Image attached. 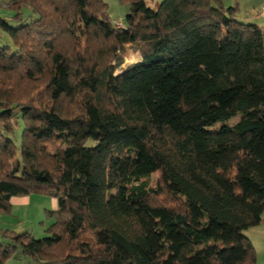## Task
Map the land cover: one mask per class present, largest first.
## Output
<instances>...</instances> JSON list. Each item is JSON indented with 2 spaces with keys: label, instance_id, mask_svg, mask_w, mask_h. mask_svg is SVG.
<instances>
[{
  "label": "trees",
  "instance_id": "obj_1",
  "mask_svg": "<svg viewBox=\"0 0 264 264\" xmlns=\"http://www.w3.org/2000/svg\"><path fill=\"white\" fill-rule=\"evenodd\" d=\"M120 2L123 28L102 0L0 2V216L58 203L47 237L0 227V264H256L264 26L239 0Z\"/></svg>",
  "mask_w": 264,
  "mask_h": 264
},
{
  "label": "rangeland",
  "instance_id": "obj_2",
  "mask_svg": "<svg viewBox=\"0 0 264 264\" xmlns=\"http://www.w3.org/2000/svg\"><path fill=\"white\" fill-rule=\"evenodd\" d=\"M2 0H0L1 2ZM13 13L10 10H4L0 8V17L8 19ZM120 23V22H119ZM123 26L124 24L121 23ZM137 60L136 56L131 55L127 64L135 62ZM240 120V116L233 118L228 122L230 125L236 124ZM22 130H18L16 133L17 140H20ZM157 179V175H154L150 182L151 184ZM31 201V206L29 208H16L12 210L10 214L0 216V226L5 229L15 230L19 233H31L35 238L41 239L47 237L44 231L46 226L51 219L48 213L55 210V205L57 200L45 195V194H33L28 196ZM54 221V220H52ZM245 235L250 239L256 250V264H264V223L261 226L251 228L245 232ZM14 259L9 261L8 264H13ZM30 259H22L19 264H29ZM31 264H35L32 262Z\"/></svg>",
  "mask_w": 264,
  "mask_h": 264
},
{
  "label": "crops",
  "instance_id": "obj_3",
  "mask_svg": "<svg viewBox=\"0 0 264 264\" xmlns=\"http://www.w3.org/2000/svg\"><path fill=\"white\" fill-rule=\"evenodd\" d=\"M108 5V15L114 23L125 24V19L129 13L130 7L128 5L121 4L120 0H102ZM163 0H157V2H162ZM236 0H224L226 6L234 5ZM240 3V13L238 15L239 19L245 22L258 24L264 26V0H239ZM13 209L16 208H29L31 206V201L28 196L26 197H14L12 199ZM58 206L55 205V210ZM53 219L48 223L52 225ZM1 227V226H0ZM50 226H46L44 231ZM22 259H15L13 264H19ZM29 264H31L29 262Z\"/></svg>",
  "mask_w": 264,
  "mask_h": 264
},
{
  "label": "built area",
  "instance_id": "obj_4",
  "mask_svg": "<svg viewBox=\"0 0 264 264\" xmlns=\"http://www.w3.org/2000/svg\"><path fill=\"white\" fill-rule=\"evenodd\" d=\"M263 13H264V8H263ZM116 26L119 28H123L124 26L121 23H116Z\"/></svg>",
  "mask_w": 264,
  "mask_h": 264
}]
</instances>
